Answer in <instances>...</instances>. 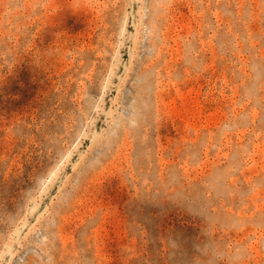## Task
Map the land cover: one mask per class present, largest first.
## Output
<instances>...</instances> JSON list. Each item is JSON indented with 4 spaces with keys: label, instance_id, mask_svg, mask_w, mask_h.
Instances as JSON below:
<instances>
[{
    "label": "rangeland",
    "instance_id": "obj_1",
    "mask_svg": "<svg viewBox=\"0 0 264 264\" xmlns=\"http://www.w3.org/2000/svg\"><path fill=\"white\" fill-rule=\"evenodd\" d=\"M0 264H264V0H0Z\"/></svg>",
    "mask_w": 264,
    "mask_h": 264
}]
</instances>
